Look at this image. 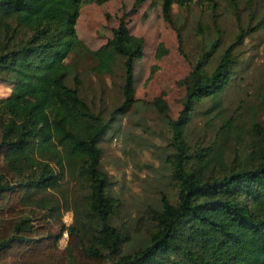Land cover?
Returning a JSON list of instances; mask_svg holds the SVG:
<instances>
[{"label": "trees", "instance_id": "1", "mask_svg": "<svg viewBox=\"0 0 264 264\" xmlns=\"http://www.w3.org/2000/svg\"><path fill=\"white\" fill-rule=\"evenodd\" d=\"M90 1L101 0H0V81L10 85L0 102L35 97L48 119L36 128L11 117L0 131V264H264V112L249 127L244 157L225 159L235 129L231 118L218 128L217 142L190 150L184 138L194 103L211 98L219 104L217 95L230 79V49L241 34L211 71L204 68L207 50L184 78L181 109L169 121L173 152L167 156L176 199L160 196L143 245L123 250L126 233L110 223L115 204L99 169L98 142L113 116L135 102L130 93L142 39L129 33L125 16L144 0H134L111 37L94 50L75 31L79 8ZM158 1L168 24L172 5L214 4ZM85 57L97 76H111L118 65L121 69V101L107 118L80 95L77 67ZM152 105L166 113L161 97ZM26 206L39 212L30 218ZM62 210L72 212L67 227L60 221ZM63 231L68 239L59 248Z\"/></svg>", "mask_w": 264, "mask_h": 264}, {"label": "rangeland", "instance_id": "2", "mask_svg": "<svg viewBox=\"0 0 264 264\" xmlns=\"http://www.w3.org/2000/svg\"><path fill=\"white\" fill-rule=\"evenodd\" d=\"M133 1L83 3L75 24L79 40L91 50L104 44L118 17L128 12ZM125 19L129 33L142 39V56L134 63L130 93L135 102L124 114L116 113L108 122L98 147L99 169L107 176V192L115 204L110 223L126 233L123 250L128 252L143 245L151 230L149 215L159 209L160 196L165 195L170 202L176 199L167 156L173 152L169 121L181 109L184 78L207 50L209 60L204 68L211 71L222 52L240 34L239 43L230 49V79L217 95L219 104L213 105L211 98L194 103L184 138L190 150L217 142L222 135L218 128L231 118L235 129L229 131L234 135L227 139L230 149L225 159L245 156L250 142L249 127L254 121L260 122L264 112V0L172 5L171 24L163 21L158 0H144ZM91 65L87 57L78 62L80 95L100 108L107 118L113 105L121 101V69L118 65L111 76H97L90 71ZM8 88L9 83L0 81V98L6 97ZM156 97L165 102V114L152 105ZM33 102L36 104L30 110ZM11 117L18 124L28 120L36 128L48 122L38 99L30 96L14 104L0 102V131ZM23 211L30 218L39 212L29 206ZM60 221L63 227L72 224V212L62 210ZM49 222L59 229L53 220ZM67 239L63 231L57 246L63 248Z\"/></svg>", "mask_w": 264, "mask_h": 264}, {"label": "crops", "instance_id": "3", "mask_svg": "<svg viewBox=\"0 0 264 264\" xmlns=\"http://www.w3.org/2000/svg\"><path fill=\"white\" fill-rule=\"evenodd\" d=\"M9 91H10V85H9V88H8V94H9ZM8 94H7V95H8ZM7 95H5V96H7Z\"/></svg>", "mask_w": 264, "mask_h": 264}]
</instances>
